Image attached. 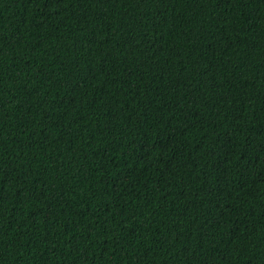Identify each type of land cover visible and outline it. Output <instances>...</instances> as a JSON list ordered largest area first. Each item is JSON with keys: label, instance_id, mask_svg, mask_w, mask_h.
Returning a JSON list of instances; mask_svg holds the SVG:
<instances>
[{"label": "trees", "instance_id": "16d2710c", "mask_svg": "<svg viewBox=\"0 0 264 264\" xmlns=\"http://www.w3.org/2000/svg\"><path fill=\"white\" fill-rule=\"evenodd\" d=\"M0 264H264V0H0Z\"/></svg>", "mask_w": 264, "mask_h": 264}]
</instances>
